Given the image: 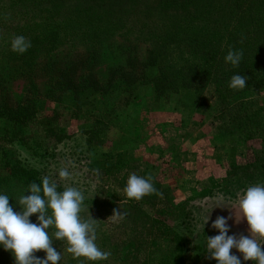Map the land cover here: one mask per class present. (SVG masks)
<instances>
[{"label":"rangeland","instance_id":"obj_1","mask_svg":"<svg viewBox=\"0 0 264 264\" xmlns=\"http://www.w3.org/2000/svg\"><path fill=\"white\" fill-rule=\"evenodd\" d=\"M46 1L43 13L39 0H0V194L17 212L19 197L31 194L30 183L7 167L13 156L41 180L55 181L58 191L83 192L81 218L98 220L95 242L111 255L74 259L66 241L53 239L59 264H218L207 253V237L219 234L212 227L218 217L228 220V235L251 238L239 212L244 186L232 185H245L244 176L223 180L231 164L264 156L261 140L225 136L218 123V92L225 89L213 85L220 67L200 70L194 59L212 60L217 50L248 43V61L227 70H244L247 81L251 76L264 87V29L256 13L264 4L238 16V0H192L187 7L165 0ZM60 13L65 23L40 31ZM163 26L171 32L167 39ZM16 35L31 42L24 54L11 49ZM61 168L70 179L59 178ZM133 173L150 174L157 192L128 199L124 188ZM258 174L255 184L263 182ZM114 210L125 215L112 219ZM254 238L264 247V238ZM231 254L241 264L253 262L237 249ZM34 255L46 258L43 250ZM0 264H16L2 245Z\"/></svg>","mask_w":264,"mask_h":264},{"label":"clouds","instance_id":"obj_2","mask_svg":"<svg viewBox=\"0 0 264 264\" xmlns=\"http://www.w3.org/2000/svg\"><path fill=\"white\" fill-rule=\"evenodd\" d=\"M30 47L31 42L23 35H16L11 40V49L18 54H24ZM242 58V50L230 48L225 62L237 68ZM247 79L246 76L234 74L230 78L229 87L243 90ZM58 175L61 180L70 179L66 168H61ZM27 192L31 194H22L17 201L21 206L19 212L14 211L10 205L8 195L0 194V245L12 252L16 264H59L62 255L52 246L53 239L66 241L67 251L74 259L84 257L88 261H102L109 258L111 253L102 251L95 242L98 220L91 215L88 219L81 218L80 213L85 210V196L81 190L66 187L63 191H58V184L45 175L39 184L32 182ZM156 192L150 174L147 177L130 174L124 188L126 197L136 201ZM237 197L239 212L247 220L251 238L243 234L239 238L228 235V220L218 217L212 227L218 229L219 234L207 237L208 258L215 259L218 264H241V259L231 254L232 249H237L243 254L244 261L264 264V247L254 238H264V184L249 186L242 197L240 193H237ZM33 214H38V223L31 222ZM124 215L123 212L114 210L110 218L120 219ZM208 220L209 217L205 224ZM50 228L55 229L52 235L49 233ZM41 250L46 253L44 259L34 255Z\"/></svg>","mask_w":264,"mask_h":264},{"label":"trees","instance_id":"obj_3","mask_svg":"<svg viewBox=\"0 0 264 264\" xmlns=\"http://www.w3.org/2000/svg\"><path fill=\"white\" fill-rule=\"evenodd\" d=\"M168 5H174L175 7H179L182 4H184V7L190 6L189 4H185V2L190 3L192 0H165ZM39 10L43 13H47L50 9V5L46 0H39ZM47 4V5H46ZM264 4V0H238V8L236 11V14L238 16L247 15L249 14L250 9L253 5H259ZM63 8V5L60 7ZM256 13L260 14V22L258 24V27L260 29H264V10L257 9ZM61 13L59 14V16ZM57 17L56 20L53 21L52 26L50 27L48 23L44 24L40 27L41 32H51L54 28H56V25H62L67 21L66 18L62 16ZM51 20V19H49ZM163 26L161 28V33L165 38L171 36V32L168 30L167 27ZM200 33V30H199ZM197 32H194V35L199 34ZM195 37V36H194ZM195 43L198 41V37L194 38ZM163 43H165L163 41ZM170 44V47L174 49L176 44H173L172 42H166ZM243 48L239 49L243 51L244 55V49L247 50V47H250V44L242 42ZM220 52V54L217 55V57L207 58L208 54L205 55L206 58L204 60H198L197 58L194 59L195 61V67H198L200 70L202 68H211L215 66V63H218V67H220V70L218 72L219 77L216 78L213 85H215V91L217 92V89L219 87H223L225 89V92H218L219 93V101L221 105V114L218 118L219 125L222 126V131L225 133V136L232 137V136H239V137H245L247 142H250L252 140H260L262 141V147L261 152L264 156V87H261L258 80H253V78L250 77L251 81H247V84L250 85L245 87L243 90H238L237 92H234L233 89L229 87L230 78L235 74L232 70L229 69V66H231L230 63L225 62V56L227 55L228 50H217ZM253 59H256L255 56ZM262 63H259V68L262 66L261 64H264V54L261 55ZM180 60H178L179 62ZM248 57L242 58L241 63L247 62ZM264 71V69H262ZM238 74V73H236ZM242 75L244 74V70L241 71ZM254 77V76H252ZM259 90L261 93L259 95H255L254 92ZM263 91V92H262ZM254 106V107H253ZM11 119H14L10 117ZM61 139V138H60ZM7 167L11 171L12 175L19 179L20 181L27 182V183H40L42 180L37 176V172L30 168L29 166H26L21 160H18V157H10L8 158ZM219 164V163H218ZM222 167V166H221ZM258 171H260L262 175V183L264 184V160L258 159L255 161V163H246L244 165H236L231 164L229 166V170L227 172V176L223 180V183L226 182H233L229 181V178L231 176L238 177L240 174H243L244 180L246 182L245 185L240 184L238 182H233L232 185L235 187H243V191L247 189V187L255 185V181H257L258 177ZM222 183V185H223ZM225 183V184H226ZM231 184V183H230ZM247 184H250L247 186ZM234 191V189H233ZM232 193V192H229ZM250 264H257V262L253 261Z\"/></svg>","mask_w":264,"mask_h":264}]
</instances>
